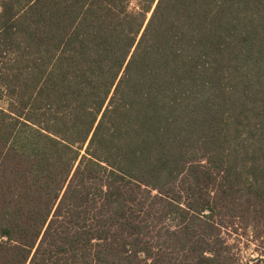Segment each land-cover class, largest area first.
Instances as JSON below:
<instances>
[{
	"label": "trees",
	"instance_id": "1",
	"mask_svg": "<svg viewBox=\"0 0 264 264\" xmlns=\"http://www.w3.org/2000/svg\"><path fill=\"white\" fill-rule=\"evenodd\" d=\"M0 103V264H251L264 0H0Z\"/></svg>",
	"mask_w": 264,
	"mask_h": 264
},
{
	"label": "rangeland",
	"instance_id": "2",
	"mask_svg": "<svg viewBox=\"0 0 264 264\" xmlns=\"http://www.w3.org/2000/svg\"><path fill=\"white\" fill-rule=\"evenodd\" d=\"M3 107L5 104L0 103ZM231 244L235 245V252L244 262L254 264L257 258L264 256V241L257 240L254 233L240 230L233 235H228Z\"/></svg>",
	"mask_w": 264,
	"mask_h": 264
},
{
	"label": "snow or ice",
	"instance_id": "3",
	"mask_svg": "<svg viewBox=\"0 0 264 264\" xmlns=\"http://www.w3.org/2000/svg\"><path fill=\"white\" fill-rule=\"evenodd\" d=\"M126 3L129 5V11H131V9L137 5H139L141 3V0H126ZM18 246L19 247H23L24 244L18 242ZM141 264H150L149 259L147 256H143L141 257Z\"/></svg>",
	"mask_w": 264,
	"mask_h": 264
}]
</instances>
